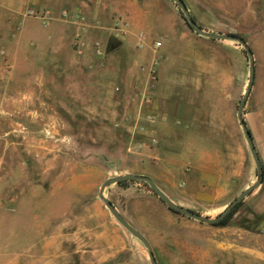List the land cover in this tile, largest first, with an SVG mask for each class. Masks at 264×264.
<instances>
[{
    "label": "rangeland",
    "instance_id": "rangeland-1",
    "mask_svg": "<svg viewBox=\"0 0 264 264\" xmlns=\"http://www.w3.org/2000/svg\"><path fill=\"white\" fill-rule=\"evenodd\" d=\"M182 2L202 30L237 36L252 53L241 116L261 184L226 226L169 212L140 181L102 195L156 264H264V0ZM158 21L187 30L170 0H0V264H149L98 199L106 179L146 177L174 205L209 218L255 183L235 116L247 60L234 41L193 45L192 90L180 51L179 99L194 129L136 131L135 97L151 95L130 87L125 70ZM131 29L138 39L121 42Z\"/></svg>",
    "mask_w": 264,
    "mask_h": 264
},
{
    "label": "crops",
    "instance_id": "crops-1",
    "mask_svg": "<svg viewBox=\"0 0 264 264\" xmlns=\"http://www.w3.org/2000/svg\"><path fill=\"white\" fill-rule=\"evenodd\" d=\"M130 27H132L131 24ZM152 27L153 28L147 29L144 37L140 39L135 36L131 29L129 32L130 34L121 41H126L129 36L138 39L140 44L139 50H135L131 55L129 65L125 70V76H127L130 87L137 89V93L140 91V94L143 92L144 95H151V100L148 101V103L147 101H141L139 98L137 99V96L135 97L132 114L134 120L141 124V126L136 127V130L137 128L150 130L154 127L162 128L167 131V134H172L169 130L177 128L183 130L182 133H184L185 130L194 128L193 122H190V120L193 119L188 118L189 121H187L185 116L183 117L186 109L183 107L184 100L179 99L183 86L178 82L180 78L179 73L183 69L179 66L178 62L180 51L184 49L186 51L185 56L188 57V62L184 70L189 80V90H192L194 61L193 45L203 43L205 40H207L205 41L207 43L204 44L208 45L210 39L190 33L188 29H184L180 24H176L175 31L169 30L165 23L159 21L156 23V26ZM207 31L213 30L210 29ZM151 33L160 39V42H156L159 43L157 50L154 49V44H152ZM150 82L153 83L151 88L148 86ZM166 83L168 84L167 87L161 86ZM157 86H160V88ZM185 102L192 103L191 91L188 97H186ZM150 115H152L154 119L150 125L151 127H148L150 123L147 121V118L150 117ZM186 122L190 123L188 127L185 126L187 125Z\"/></svg>",
    "mask_w": 264,
    "mask_h": 264
},
{
    "label": "water",
    "instance_id": "water-1",
    "mask_svg": "<svg viewBox=\"0 0 264 264\" xmlns=\"http://www.w3.org/2000/svg\"><path fill=\"white\" fill-rule=\"evenodd\" d=\"M177 8L178 14L180 18L182 19L184 25L186 28L193 34L203 37L206 39L210 40H215V41H234L236 42L243 50V54L246 57L247 60V85L244 90V93L242 94L238 105L236 107V120L237 123L239 124V127L241 129L242 136L245 140V143L247 145L248 151L251 155L252 161L254 163L255 169H256V181L255 183L246 189H244L239 195H237L224 209L223 211L218 214L215 217L209 218V217H203L199 214L194 213L191 210L182 208L180 206L174 205L170 200L161 192L159 191L156 186L146 177L143 176H137V175H121L117 177H113L110 179H106L99 187L98 190V199L102 202L104 205L105 209L108 211V213L117 221V223L131 236H133L137 241H139L142 246L145 249L149 264H156L153 254L151 252L150 247L148 246L146 240L143 238V236L133 229L131 226H129L124 219L116 212L112 204L103 197V190L106 186L112 185V184H118L120 182H129V181H140L146 184L148 189L154 194V196L160 201L161 204H163L166 209L175 214L179 215L181 217H185L187 219L193 220L198 222L199 224H205L209 226H214L221 220L225 218L227 214L230 213V211L237 205L239 204L244 197L249 195L252 191H254L262 181V167L260 165L257 153L255 151V148L252 143V138L250 136V133L248 129L245 126V123L242 120L241 112L242 108L246 102V99L250 93V89L253 83L254 79V64H253V57L250 49L246 45V43L239 37L234 36V35H222V34H214L210 32H206L202 30L191 18L189 13L186 10V7L182 0H170Z\"/></svg>",
    "mask_w": 264,
    "mask_h": 264
},
{
    "label": "trees",
    "instance_id": "trees-1",
    "mask_svg": "<svg viewBox=\"0 0 264 264\" xmlns=\"http://www.w3.org/2000/svg\"><path fill=\"white\" fill-rule=\"evenodd\" d=\"M192 20H193V18H192ZM194 21V20H193ZM195 22V21H194ZM125 182H120V183H118V184H116V185H122V184H124ZM146 187V186H145ZM147 189H148V187H147ZM149 190V189H148ZM150 191V190H149ZM240 204V203H239ZM239 204H237L231 211H230V213L229 214H227L226 216H225V218L223 219V220H221L220 222H218L216 225H214V226H226L229 222H230V220H231V218H232V216H233V214L235 213V211L237 210V208H238V206H239Z\"/></svg>",
    "mask_w": 264,
    "mask_h": 264
},
{
    "label": "built area",
    "instance_id": "built-area-1",
    "mask_svg": "<svg viewBox=\"0 0 264 264\" xmlns=\"http://www.w3.org/2000/svg\"><path fill=\"white\" fill-rule=\"evenodd\" d=\"M158 46H159V43H154V47H158ZM136 131H137L138 133H141V132L143 131V129L138 128Z\"/></svg>",
    "mask_w": 264,
    "mask_h": 264
}]
</instances>
